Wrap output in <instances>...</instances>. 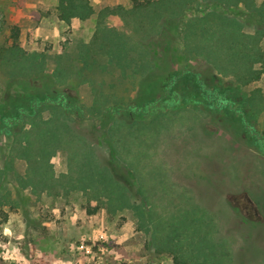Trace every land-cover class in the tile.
Masks as SVG:
<instances>
[{"label":"rangeland","instance_id":"374dc122","mask_svg":"<svg viewBox=\"0 0 264 264\" xmlns=\"http://www.w3.org/2000/svg\"><path fill=\"white\" fill-rule=\"evenodd\" d=\"M224 1L89 0L93 13L67 23L58 0H0V103L9 92L32 114L30 99L48 88L73 109L56 108L71 130L49 156L55 181L36 190L22 187L27 163L0 134V264H209L200 257L209 240L231 256L220 264H264V225L248 222L264 223L254 136L264 139V22L255 12L264 0ZM214 12L243 24L250 57L236 27L231 42L223 26L197 24ZM166 20L174 25L162 43ZM164 66L194 71L210 91L231 89L241 114L202 98L194 78L163 103L165 78L146 89L145 75ZM145 100L156 102L151 113L112 114L148 108ZM51 114L37 118L42 130L57 126Z\"/></svg>","mask_w":264,"mask_h":264},{"label":"trees","instance_id":"16d2710c","mask_svg":"<svg viewBox=\"0 0 264 264\" xmlns=\"http://www.w3.org/2000/svg\"><path fill=\"white\" fill-rule=\"evenodd\" d=\"M132 1L133 3L138 5V0H132ZM245 1L246 0H225L224 4L225 5L239 4L240 2H245ZM251 4H252V1H251ZM255 8H256L255 12L257 16L260 17L261 20L264 22V11L261 12L259 8L257 7ZM92 13H93V9L89 3V0H58L57 15L59 19L67 23H69L70 20L74 17H77L80 19H86ZM207 15L204 16V18L199 19L198 20L199 23L197 24H210L211 26H219V25L223 26L224 30H221V34H223V37L227 38L231 42L235 41V39H233V33L231 32V28L236 27L237 32L240 34V37L238 39L242 40L244 55L250 57L251 50L247 48V44H246L247 42L244 41V34L242 33V29H241L243 24L239 20L235 18L227 17L221 13H216V12H214L213 14H207ZM165 22L168 26V29L166 30L162 29V31L160 32L161 37L163 38L162 43L163 42L168 43V41H170L168 39L170 38L168 31H172V27L174 25V22H171V20L170 21L166 20ZM188 22L186 21V24H188ZM17 34L18 33L16 29L15 32H13V38L16 39L18 37ZM193 34L195 35V32ZM114 50H115L114 47H110L108 51L114 52ZM255 59L257 58H254L252 62H254ZM245 68L247 69L248 67H245ZM167 69L168 68L164 66L163 68H161V72L154 71L153 69L151 72H148L145 75V78L148 80L146 89L150 87L158 86L159 85L157 84L158 81L161 80L162 78H165V80L162 81L163 88L160 87V90L162 92L161 99L164 100L163 103L167 102L170 97H172L173 95L175 96L177 94V92L174 91L173 88L176 87L179 81H183V80L186 81V80H190L194 78L198 82L197 84H198L199 91L202 95V98H204L207 101H217L219 105L224 103V105L222 106L223 107L226 106L228 111L234 113L235 115L241 114L240 110L238 109V107H235V103L232 100L233 96L231 93L232 91L231 89H229L228 91H223V90L210 91L205 87L204 82L199 78L198 74H195L194 71L184 69L182 71L180 70V71L171 72V70L168 71ZM44 91L45 92L40 93L36 97H32L30 99V108L33 110L35 109L34 112H32V114L28 112L29 107L27 108V105L24 104L25 103L24 101L20 100L17 97L12 98L9 92L8 94L5 95V97L2 99V102L0 103V134L4 133L11 138V146L13 148L16 147L17 153L19 151V153L16 154V156L24 159L27 163L30 174L27 176L28 180L25 182L23 181L21 183L22 187H26L30 185L35 190L38 188L41 182L42 183L44 182L52 183L55 181V178L50 169L51 165L49 163V156L53 154L52 153L54 151L53 146L56 144V147H58L61 144L59 139L63 140L64 139L63 136L67 134L68 131L71 130L69 126L59 125L62 117L57 115L56 108L58 110L65 109L66 111H69L70 109L73 110L71 108L72 106H70L71 104L70 105L67 104L66 102L67 97L62 92H59L56 89L49 91L48 88H46V90ZM190 96L191 98H193V100L197 102V100L194 99L197 96L196 92L194 91L190 92ZM155 103L156 102L154 101L145 100V104H146L145 106L148 105L149 106L148 108L140 107L141 104L135 105V106H132V105L126 106L123 108L115 107L112 110V114L115 113L116 115H120V111L125 110L127 108L132 109V110L135 109L137 113H140V111H144V113L146 112L151 113V111H153V109L156 108V106H154ZM67 106H69V108H67ZM47 108L52 109L51 116L53 118V121H57L58 123H57V126L52 128L51 130L49 129L47 130L48 128L47 125H45L44 126L45 128L42 130V128H40L39 125L42 123H45V121L44 122L37 121V118L39 117L41 111ZM122 116L120 117L122 118ZM242 121L244 124H247V127H248L247 121L244 119ZM62 122L64 124H67L66 118H64V121ZM105 122H106V125H108V121L106 120ZM27 124H30L29 128H26ZM58 125L61 126L62 129H59L60 127ZM32 130H36V132H39L38 133L39 135L37 138L38 143H39L38 146H36V144L34 143L35 138L33 139L32 137L33 136ZM250 130L252 131V129ZM60 136H62L63 139ZM254 136L257 138V142L259 145L258 149L264 154V139L260 138L261 139L260 140L258 138V134H255ZM48 137H51V139H53L52 142L51 140H47ZM36 148L40 152L39 153L41 156L40 161L36 159V156L34 153L35 152L34 150ZM1 152H2V146L0 145V154ZM42 156L44 158H42ZM10 161L9 163H7L8 167H10ZM29 172H27V174ZM4 173H5V170L0 164V189L2 188V184L4 183V178H5ZM106 175H107L106 173H103L102 177L106 178ZM114 177L116 178L118 183L122 185L121 188H124L123 183H125L126 180L122 176L120 177V179H119V176L115 175ZM122 197L125 198V194L124 195L122 194ZM0 199L1 200L4 199L7 202V196L4 193L0 196ZM248 222H251L252 224L257 225V227L264 225V223L260 221L248 220ZM232 243L234 242H231V244ZM198 244L201 245L202 243H198ZM204 244H202L201 249H206V250L200 256L202 257L204 262H207L209 264L210 263L220 264V262L222 261H225V262L231 261L230 254L227 252V250H221L220 244L219 246H216V243L212 242L211 240L207 241ZM218 252H220V255L218 256L217 258L218 261L216 263V260L214 257L216 256V253Z\"/></svg>","mask_w":264,"mask_h":264}]
</instances>
